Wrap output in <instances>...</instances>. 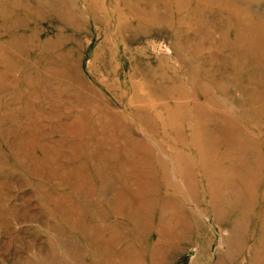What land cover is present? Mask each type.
Here are the masks:
<instances>
[{
  "label": "rangeland",
  "instance_id": "1",
  "mask_svg": "<svg viewBox=\"0 0 264 264\" xmlns=\"http://www.w3.org/2000/svg\"><path fill=\"white\" fill-rule=\"evenodd\" d=\"M0 264H264V0H0Z\"/></svg>",
  "mask_w": 264,
  "mask_h": 264
}]
</instances>
